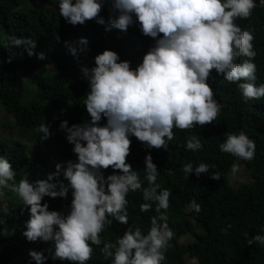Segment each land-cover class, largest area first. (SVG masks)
<instances>
[{
    "label": "clouds",
    "instance_id": "9594fccd",
    "mask_svg": "<svg viewBox=\"0 0 264 264\" xmlns=\"http://www.w3.org/2000/svg\"><path fill=\"white\" fill-rule=\"evenodd\" d=\"M109 2L107 23L99 15L104 0H58L57 6L60 17L73 26L94 20L104 25L105 31L124 32L137 24L140 33L153 38L154 43L135 68L108 49L95 55L93 67L81 68L88 82L83 106L90 119L71 126L66 120L59 124L76 160L56 163L55 171L45 180H30L26 172L17 182L9 159L0 156V200L5 198V190L14 193L29 213L23 237L29 242L49 243L42 251H28L35 264H44L47 259L87 264L92 257V246L101 245L100 233L113 220L128 227L114 243L104 241L100 248L104 258H110V264H164L165 251L174 235L166 215L171 192L156 182L158 169L150 154L146 153L143 161L146 186L137 171L126 163L129 137L134 136L148 149L168 150L174 127L189 129L212 123L222 108L208 83L212 70L228 82L236 83L245 102L264 98V84L253 83L256 79L254 37L250 30H242L235 23L238 18H249L254 8L264 6V0L258 3L257 0ZM5 39L10 46L23 45L29 57L35 54L38 60L46 59L44 52L34 53L36 42L31 38L12 35ZM65 46L76 58L79 52L86 51L87 40L81 37L75 46L68 42ZM240 57L246 59L238 63ZM11 60L9 56L6 62ZM102 117L106 122L101 125ZM37 132L41 142L51 135L45 123L39 125ZM184 147L193 152L202 150L197 136H190ZM218 148L236 158L231 166L233 174L241 167L238 161H250L255 154L254 141L243 131L226 133ZM109 167L112 174L105 177L103 170ZM210 169H216V165L201 162L194 167L189 162L182 167L186 177L189 174L199 177ZM220 177L219 171L210 173L213 180ZM54 179L56 182H51ZM70 190L72 199L66 212L49 210L47 201L41 203L46 196L66 198ZM138 190L144 201L139 210L147 212L154 203L157 213L150 217L146 233L128 224L126 197ZM189 207L195 213L201 210L195 200ZM4 223L0 218V225ZM260 232L264 233V228ZM6 233V228H0V235ZM245 235L248 245L264 246V234L251 238Z\"/></svg>",
    "mask_w": 264,
    "mask_h": 264
},
{
    "label": "trees",
    "instance_id": "16d2710c",
    "mask_svg": "<svg viewBox=\"0 0 264 264\" xmlns=\"http://www.w3.org/2000/svg\"><path fill=\"white\" fill-rule=\"evenodd\" d=\"M57 5L58 0H50L49 4L43 0H0V156L9 159L17 182L26 172L30 180H45L49 173L55 171V164L45 152L29 157L26 145L6 133V123L2 118H11L15 128L36 135H39V125L45 123L54 134L60 162L75 161L72 145L66 141V134L59 130V124L62 120H66L69 126L79 124L87 121L89 116L83 106L88 82L82 78L81 68L105 49L115 51L120 60L129 61L130 67L135 68L154 43L153 38L140 33L137 24L124 32L117 29L105 31V26L94 20L73 26L60 17ZM109 9V0H104L99 15L106 23ZM235 23L242 30L252 32L256 52L253 60L256 79L253 83L257 86L264 84V6L254 8L249 18H238ZM12 35L33 39L36 42L34 53L42 51L46 59L38 60L35 54L29 57L23 45L10 46L5 37ZM81 37L87 40L86 51L73 58L65 42L75 46ZM9 56L12 57L10 63L6 62ZM244 59L240 57L237 62ZM49 67L53 73L48 72ZM17 72L35 85V90L25 97V88L17 78ZM208 83L213 88L214 99L222 105L212 123L194 125L189 129L174 127L168 150L148 149L134 136L129 137L130 152L126 163L137 171L146 186L143 161L145 154H150L158 169L156 182L171 192L166 215L174 235L165 251L164 264H189L187 259L193 261L191 264H264V246L248 245L245 235L251 238L258 233L264 234L260 232L264 228V98L245 102L237 84L228 82L222 75L217 76L215 70H212ZM51 100L66 104L62 113L44 106ZM105 122L106 118L102 117L100 124ZM239 131L254 141L255 154L250 161H238L240 169L248 172L250 181L234 188L228 183L227 176L232 172L231 166L236 158L221 152L218 145L225 140L226 133ZM190 136L200 139L202 150H185V142ZM189 162L194 167L201 162L215 164L216 169H210L209 173L199 177L195 174L186 177L182 167ZM112 171L110 167L106 169V176ZM212 171L221 173L219 180L210 178ZM5 192L6 201L0 203V218L5 223L0 228H6L7 233L0 235V264H35L28 251H42L49 247V243L29 242L23 237L25 222L29 219L28 210L16 195H11L14 193ZM126 198L128 224L140 227L146 233L150 217L157 215L155 204L147 212H141L139 205L144 201L139 190L129 192ZM71 199L70 190L66 198L46 196L41 203L47 201L49 210L66 212ZM193 200L200 205L199 213L189 207ZM127 227L115 220L110 226H105L100 233L102 243L92 246V257L87 264H110V258L105 259L100 248L104 241L114 243ZM183 237H190L192 241L181 242ZM44 255L48 253L44 252ZM44 264L73 262L47 259Z\"/></svg>",
    "mask_w": 264,
    "mask_h": 264
},
{
    "label": "rangeland",
    "instance_id": "374dc122",
    "mask_svg": "<svg viewBox=\"0 0 264 264\" xmlns=\"http://www.w3.org/2000/svg\"><path fill=\"white\" fill-rule=\"evenodd\" d=\"M43 1L46 2L47 4L50 3V0H43ZM93 66H94V60H91L88 62L86 67L90 68ZM49 71H50V73L54 72V70H52L51 67L48 68V72ZM17 78L24 85V88H25L24 97L27 96V94H29V92L31 93V91L35 90V85L31 84L24 74L17 72ZM82 78L85 79L83 77V74H82ZM65 105L66 104H64V103L63 104L56 103V100L46 101L44 103L45 107H48L49 110L54 111L56 113L57 112L62 113V110L65 108L64 107ZM86 119L89 120L90 117L88 116ZM2 120L6 123V127H5L6 133L10 134V136L12 138L17 139L26 145L29 157L33 156L37 152H45L51 158V160L54 164L60 162V159L57 157L58 153H57V149H56V145H55L54 134L50 130L49 131H50L51 135L48 137L47 140L41 142L38 135L32 134L30 131H25V130L15 128L14 124H13V119L8 118V117L7 118L3 117ZM103 174L106 177V170H103ZM227 180H228V183L232 187L237 188V187L243 185L244 183H248L250 181V177H249V174L247 171L240 169L235 174L230 172L227 176ZM5 195H6V192H5ZM11 195H15V194H11ZM5 201L6 200L4 198L3 200H0V203H4ZM188 241H192V238L183 237L181 239V242L186 243ZM187 262L189 264L193 263V261L189 260V259H187Z\"/></svg>",
    "mask_w": 264,
    "mask_h": 264
}]
</instances>
